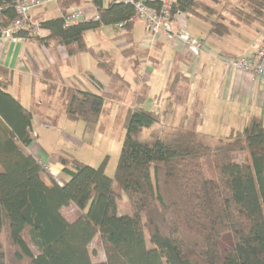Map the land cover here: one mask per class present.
Returning a JSON list of instances; mask_svg holds the SVG:
<instances>
[{
    "label": "trees",
    "instance_id": "obj_1",
    "mask_svg": "<svg viewBox=\"0 0 264 264\" xmlns=\"http://www.w3.org/2000/svg\"><path fill=\"white\" fill-rule=\"evenodd\" d=\"M172 1L173 13L217 11L204 0ZM239 1L248 11L227 6L229 13L264 26V0ZM82 2L56 0L62 16L37 25L49 33L46 38L27 31L17 36L44 45L53 55L59 47L69 58L89 53L99 69L118 77L112 57L88 47L85 34L102 27L130 32L136 20L133 6L92 0L100 20L67 25L70 8ZM145 3L157 10L162 6L160 0ZM16 4V0H0V28L17 19ZM49 75L53 76L50 71L43 73L46 98L56 95L62 85L59 96L68 120L97 125L108 114L114 96L76 83L66 87ZM91 82L98 91L104 90L92 77ZM10 84L8 70L0 66V264H264L261 118L253 117L241 131L216 138L213 145L207 144L195 124L141 140L143 131L160 122L157 112L142 107L149 95L144 85L136 93L137 106L126 125L114 177L106 174L108 157L94 168L60 156L62 172L69 178L61 183L48 177L26 152L37 139L33 120L44 116L8 93ZM177 89L175 84L169 88L172 94ZM181 99L176 96L180 103ZM244 152L248 161L235 163L234 157ZM114 185L127 196L131 215L119 216ZM70 206L82 212L74 221L64 215ZM225 235H230L231 243L221 251ZM97 239L104 254L100 262L94 261L92 250Z\"/></svg>",
    "mask_w": 264,
    "mask_h": 264
},
{
    "label": "crops",
    "instance_id": "obj_2",
    "mask_svg": "<svg viewBox=\"0 0 264 264\" xmlns=\"http://www.w3.org/2000/svg\"><path fill=\"white\" fill-rule=\"evenodd\" d=\"M204 1L217 11L213 14L182 13L173 23L174 31H179L181 24H184L193 39L202 41L203 50L198 56L191 55L184 42L174 35L152 38L146 33L144 23L137 18L130 32H120L118 28L113 27L117 35H112L111 38H107L102 33L104 27L93 31L99 36V44H93L91 49L95 52L107 53L113 61L120 52L128 59L127 63L121 61L124 65L121 69L115 66L114 61V73L118 74V77L115 76L116 78L109 76L102 69L99 70L96 67L97 62H94V68L89 70L82 65L81 59L78 61L79 55L69 58L64 47H59L53 55L44 45L30 40L0 38V66L8 70L11 80L8 93L19 99L27 109L40 107L39 105L46 101L47 85L43 81V73L50 71L53 76L49 75V79L58 80L60 77L67 87H73L74 83H79L82 87L96 93H107L112 96L115 93L111 87H115L118 79L123 78L122 75L125 71L131 70L133 74L140 75L145 72L150 74L160 67H165L166 77L170 82L174 80L177 88H183V85H187V83L191 84V88L188 89L185 105H180L179 101L158 99V104L151 111L157 112L161 116L160 120L177 117L181 119L180 115L183 110L187 111L186 113H191V107L195 104L196 106L201 105L200 113L204 115L205 120L213 123L217 121V126L215 125L217 135L221 125L226 127V133L221 137L228 136L231 131H241L253 117L261 118L264 124V82L260 79H250L248 76L239 75L230 66L231 62L239 57L255 55L262 40L264 26L258 23H249L246 21V17H238L229 13V10L226 9L227 6L228 8L242 9L243 13L248 11L247 6L240 3L239 0H220L219 4L210 0ZM209 2L213 4H209ZM53 4L58 11L55 18L61 17L62 13L57 3ZM77 7L79 6H72L69 12ZM85 7L89 13L93 10L91 5ZM37 10L32 11L29 15L31 24L37 26L51 20L38 16L37 14L41 12ZM53 10V7L48 9L47 6L43 12L48 13ZM87 34L88 32L85 34V39ZM48 35L47 31L40 29L38 37L46 38ZM86 43L89 46L88 42ZM152 59H154L155 65L150 63ZM124 61L126 60L124 59ZM136 65L139 67L136 68ZM142 76L144 77L145 74ZM91 77L102 84L104 90L98 91L91 82ZM144 78L146 81H150L147 75ZM164 106L165 108L167 106L166 110L163 109ZM180 107H183L181 112ZM195 110L197 111V109ZM130 113L129 109L128 114L130 115ZM45 116L49 117L50 115L46 114ZM35 120H37L36 117L33 120V131L37 134L36 140H39V129L46 127L39 120L34 123ZM46 129L49 130V128ZM36 142L28 147L26 152L52 166L56 165L58 168L54 177L62 175V180L68 181L69 178L62 172L63 168L59 157H73L70 151L62 150L63 153H56L55 149L48 152L45 146L36 144Z\"/></svg>",
    "mask_w": 264,
    "mask_h": 264
},
{
    "label": "rangeland",
    "instance_id": "obj_3",
    "mask_svg": "<svg viewBox=\"0 0 264 264\" xmlns=\"http://www.w3.org/2000/svg\"><path fill=\"white\" fill-rule=\"evenodd\" d=\"M56 3V2H53ZM51 3L47 5L48 9L53 7L54 10L52 12H43L47 6H44L38 9L40 14H37L41 18H55L56 10L55 4ZM212 2H209L211 4ZM213 4V3H212ZM203 14H208L206 11H202ZM36 15V16H37ZM120 32H127L124 29H118ZM103 34L108 38H111L113 35H117V32L113 29V27H104L102 30ZM87 40V41H86ZM99 36L96 35L93 31H89L85 41L88 42V47H93V44H99L98 42ZM128 52V51H127ZM121 53V52H120ZM119 55L115 56V66L119 69L124 67L122 62L127 63V58L125 56ZM81 57V58H80ZM141 57V56H140ZM82 60V65L92 70L94 68L95 59L89 53H84L78 56V61ZM124 59L126 61H124ZM108 61V60H107ZM122 61V62H121ZM136 61V60H135ZM106 62V61H105ZM109 62V61H108ZM151 64L155 65L154 59L150 61ZM134 65V63H133ZM132 65V66H133ZM142 66V65H141ZM97 67V65H96ZM115 67V69H116ZM136 68L139 65L135 66ZM134 68V67H133ZM100 70V69H99ZM149 77L150 81H146L142 75ZM105 76H108L105 74ZM109 77V76H108ZM122 79H118L115 87H111V90L115 93L112 96H115L111 102L107 105L108 114L104 116L101 122L97 125H86L84 122H72L65 117L63 113L62 101L59 96V92L61 91L62 85H59L58 93L54 95L52 98H46V101L40 106L36 108L39 114H44L42 117H36L37 120L43 122L46 128L39 129L40 139L36 140V144L41 146H45L46 150L49 152L51 150H55L56 153H63L62 150H69L74 158L79 160L80 162L97 168L100 166L102 161L108 157V166L106 169V174L110 178L114 177L116 167L118 164V159L120 156V152L122 149V144L126 135V125L129 119L128 110L131 112L137 106V97L136 93L140 91L141 87L146 85L149 87V95L147 100L143 104V108L146 110H153L154 106L158 104V99H166L171 100L172 102H176V96H181L180 105H185L187 102L185 98H188V89L191 88V84L187 83L183 85V88L178 87L175 94H172L171 90H169L170 86L175 84V81L168 79L165 73V67H160L156 69L153 73L147 74L146 72L143 74H133L131 70L125 71L122 75ZM136 77V78H135ZM58 77L57 83H64L63 79H59ZM135 78V79H133ZM62 80V81H61ZM146 81V82H145ZM74 83V82H73ZM180 84V83H179ZM183 84V83H182ZM81 86V84L78 83ZM67 87V86H66ZM71 87V86H69ZM82 87V86H81ZM48 99V100H47ZM186 102V103H184ZM192 105V104H191ZM192 105V112L186 113L182 112L179 119L178 117L175 119H163L152 129L145 130L140 136L141 140L147 139L150 135H160L163 133L171 132L178 128H190L195 124L196 131L202 135H205V140L207 144L213 145L216 138L221 137L222 134H225L226 127L221 125L219 128L218 135L216 134L215 125L217 126V121L214 123L212 121H208L204 119V115H201V105L194 106ZM194 107V108H193ZM183 107H180V112ZM163 109H167V106ZM197 109V111L195 110ZM173 110V109H172ZM171 110V111H172ZM178 113V116L180 114ZM197 113H200L197 116ZM50 115L49 117L45 115ZM131 114V113H130ZM161 116L159 115V118ZM161 119V118H160ZM37 120L34 123L38 122ZM56 126V127H55ZM55 127V128H54ZM215 127V128H214ZM215 139V140H214ZM47 146H46V144ZM61 150V151H60ZM60 151V152H58ZM51 156V155H50ZM70 157V156H69ZM248 153L244 152L234 157V162L237 164H243L248 161ZM57 159V158H56ZM41 160V159H40ZM42 161V160H41ZM44 166H50V171L55 176L57 172V166L51 165L45 161H42ZM55 164H57L55 162ZM46 175L50 177V173L46 169H44ZM205 173L208 178H210V174L207 172L205 168ZM65 175V174H64ZM52 176V177H53ZM62 175L54 177L58 182H63ZM114 191L118 194V214L119 216L131 215L132 209L129 205V200L127 196L119 189L116 185H114ZM64 215L69 221H74L78 219L82 212L76 209L74 206H70L64 210ZM230 235H225L221 239V251H224L230 243ZM145 237L148 246H150L148 233L145 232ZM94 254V261L100 262L104 260V254L102 249L100 248L99 240L97 239L92 246Z\"/></svg>",
    "mask_w": 264,
    "mask_h": 264
},
{
    "label": "built area",
    "instance_id": "obj_4",
    "mask_svg": "<svg viewBox=\"0 0 264 264\" xmlns=\"http://www.w3.org/2000/svg\"><path fill=\"white\" fill-rule=\"evenodd\" d=\"M15 12L17 19L7 27L0 28V38L2 39H17L29 40L23 37H18L19 31H27L30 36L39 34L40 28L29 22V15L32 11L47 6L56 0H16ZM116 3H123L132 5L135 16L141 20L146 29V33L152 38L163 37L167 35H174L188 48L191 55L198 56L203 50V43L200 40L193 39L188 31L185 29L184 24H181L179 31L173 30V23L178 20V16L182 13H173L172 0H160L162 6L159 10L149 7L145 0H113ZM91 5L93 10L91 13L87 12L85 6ZM2 7L0 6V21H1ZM100 16L97 10L92 5V0H83L82 5L71 11L66 18L67 25L78 24L82 21L98 22ZM181 23H183L180 20ZM122 28L123 25L118 26ZM232 69L239 75L248 76L250 79H260L264 82V30L261 43L254 56L252 57H239L233 60L230 64ZM37 137V134L34 132ZM36 160L46 169L50 171V166H44L43 160L35 157ZM53 173L51 172L50 175ZM53 176V175H52ZM54 177V176H53Z\"/></svg>",
    "mask_w": 264,
    "mask_h": 264
}]
</instances>
